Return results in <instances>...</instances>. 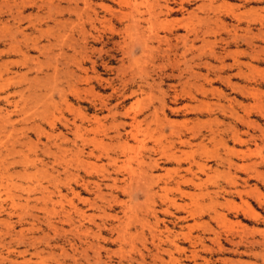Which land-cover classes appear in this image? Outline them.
I'll list each match as a JSON object with an SVG mask.
<instances>
[{"label": "bare ground", "instance_id": "6f19581e", "mask_svg": "<svg viewBox=\"0 0 264 264\" xmlns=\"http://www.w3.org/2000/svg\"><path fill=\"white\" fill-rule=\"evenodd\" d=\"M218 1L221 0H1L0 3L1 7L3 8L2 11L8 15L11 21L10 23H4L2 26L4 31L8 30L7 35L9 36L4 54L17 56L20 59V61L7 62L8 64L4 63L3 71L7 72L9 70V68L6 67V64L10 66H23L25 64V61L29 57L28 56L26 59V53H28L29 51H35L39 56L43 57V59H46V62L49 61L48 63H50L52 61L53 63L54 61V65L52 64L51 66V71L52 75H55L57 73L56 63L59 62H56V58L53 57L58 56V58H62L61 55H63V53L61 52L62 49H60V47L61 44H63V46L66 45V48H68L70 51V54L66 58V61L67 63H69V65L71 64L74 67V70L72 71L65 68L66 75L68 77L65 84L68 90L67 95L69 96L71 95L76 99H80V91L77 88L79 84L88 87V91L90 90L91 92H93L95 88L102 89L104 86H107L111 89L112 94L122 92L121 94L123 96V93L127 89L128 84L134 81L135 76L145 75L147 77L145 78V80H142V83L144 81L149 90H153L155 89V87L156 89L159 88L165 78L167 80H177L176 83L178 84V90L175 89V85H170L168 87L169 92L173 93L172 103L177 104V102L181 100L196 102V105L194 107L184 105V109L189 112L195 111L198 115L210 116L211 114H213L214 110L212 109V106L214 105L205 101H196L195 94L201 97L205 96L206 98V94L210 93L211 95H215V93H217L219 100L221 98H225V96L216 89L214 90L211 88V90H207L204 87L205 84L211 86L214 82L213 80H216L210 79V76L213 74L211 71L212 67H210L211 65H209L207 62L205 63L204 59L217 62L220 65L219 68L215 67L217 68V71H222L225 68H238V66L240 65L245 66L247 67V69H249V74H244L240 69H238V72L235 75L238 76V78L239 76L243 77L247 82H251L253 81V79H251L250 76L256 71V69L249 64L241 63L240 58L249 56L252 62H258L260 61V54H263L264 57V48L258 47L256 45V42L264 43V0H232L239 2L237 4H217ZM191 2H197L198 4L192 11L189 12L187 11L186 6L190 5ZM60 3H64L63 7H60ZM249 5H256V7L246 9L245 7ZM33 7L35 8L36 12L33 15L32 19L27 21V25L24 28H20L21 22L25 21L24 17H22V11L28 8L31 9ZM177 14L180 15V17L178 19L173 18ZM64 15H67V22L60 21V19ZM70 18L73 19L71 20ZM225 20H230L233 22V24L230 23L228 25L224 22ZM48 23H50L51 26L49 25L50 28L46 32L49 33L48 36H50L52 40L57 42L59 47L58 49L60 50V53L55 54V56L51 55L52 60L48 59L50 55L48 54L49 50L47 48H52V46L50 45L53 44H50L49 41H46L45 39L44 40L49 44L45 46H39L37 43L38 38L44 33V31H41V26L47 27ZM10 27L13 29L14 35L15 33L18 34L21 39L20 41L16 40L13 34L10 35V33H12L10 32ZM25 30L34 32L37 36L35 35L33 37H30L31 33L25 34ZM253 30H255L256 33ZM177 32H180V34H177ZM73 34L76 35L75 39H72ZM114 38H117L119 40L113 41ZM67 39L69 41L73 40V42L71 44H65L64 41ZM196 43H200V46L196 47ZM54 45H56V43ZM93 45H99V48H94ZM108 45H111V47H107ZM232 47L236 48V50L231 51ZM240 47H245V51H239L238 48ZM46 50H48V53H46ZM115 52H118L120 55V58L117 59V62L120 63V66L109 67L107 64L116 62L114 55L112 54ZM136 52L138 53L139 57L132 59L131 57ZM262 59L263 58L261 57V60ZM123 60H128L130 62L127 66H124ZM227 60H231L232 62L229 66L224 65V62ZM61 64L59 65L64 68V65ZM203 68L206 69V75H200L196 72V70H200ZM32 69L34 70L33 65ZM97 69H100L103 74L105 73V71L114 72L116 79H103L100 76L102 73H99ZM157 71L158 74L163 75V77L165 76L164 79L160 77L159 83H156L155 80H152V83H149L147 81L148 78H150L152 73H157ZM167 71L171 74L166 75ZM174 73H176V75H174ZM124 75L127 76V78L123 77ZM160 75H158V77ZM182 78L183 81H180L182 80ZM224 79L226 81V85L233 91H238L243 95V98L245 100L250 99L252 101V103L249 105L238 104V107L242 111L243 115L237 114V111L233 110L231 106V110L227 118L231 119L232 123L224 129L220 128V126L223 125H220V123H217L215 127L212 128L211 121L207 126L205 122L203 124H200L198 122H175L170 121L166 118L160 119L157 116V109L155 108L153 109L152 113H148V117H146V115L143 120L138 121L137 119L139 116H141V114L143 115L145 111L150 110V108L148 109L144 107V105L142 107V101L139 102L133 110H125L122 115H118L116 111L117 106H113L112 108L107 109V113L112 120V123L109 124L111 125L110 127H107L105 126V124L101 123L97 115H94L91 118H87L86 116L81 117V119L77 121L73 118V120L65 119L63 117L57 118V116H53L52 113L49 114L50 119L46 122L47 126L49 127V131H44L38 125H34L33 132L36 135L37 142L35 143V147L32 144V147L30 148L37 149L36 144H39V138L44 136L47 141L46 144L44 143L42 144V146L44 151H46L45 153H47L51 158V166L57 164L60 165V173L63 175L62 181L65 180V182H67V187H69V181H71L72 184L78 186L79 188L78 192H74L70 188L68 191L77 200V202L84 203V205L87 204L89 207L98 210V212L100 213V215H98V220L102 223V226L104 228L108 226L109 228L107 229H109V232H114L115 238L113 240L118 243V249L116 251L119 253H114L113 256L124 253L122 245H127L126 241L133 236L132 240H134L135 238L140 245V250H136V247L134 246L135 250L138 251V257L134 260L137 262V264H147V262L144 263L146 255L142 253V249L148 255L150 254L152 262L155 259L159 261L160 264H182V261L189 262L195 260L197 256L192 247L193 245H195V242L198 241L199 237L192 234V232L196 230L194 229L195 227H197L196 225H190L186 227L185 233H177L176 235H171L169 231V233H164L168 235H166L165 237L163 236L164 234L161 235L159 231H155V229L154 231H151L149 229L147 231V236L149 238L148 241L145 238L142 230L138 231L136 229L135 224L137 222L142 228L147 225L148 218H151L154 220V223L156 225L157 216L159 213L160 215L163 214L173 216V213L169 210H174L175 213L184 212L185 214H187V217L190 218H193L199 212L197 208L200 205H197L198 203L196 198H198V196L202 197L204 195L209 196V193H200V195L196 196L192 193H186L182 190L184 188L188 190H195L201 188L207 182L209 184L213 183V180H209V177H207V182H204L202 184L196 183V171H199L200 174H203L205 173L206 169H208L206 163H198L197 159H201L203 162L208 161V159H213L217 162H220V164H226L228 170L235 168L242 172H251V174H247L246 180H243L245 184L249 179H254L264 183V176L261 174L262 172H258L257 170L258 166H260L261 163L264 162L262 160L263 158L261 159V157L259 156L261 150L264 147L263 142L261 140V145H259V143H256V137H254L252 134L248 132L241 133L238 130L239 126H244L248 129L251 128L252 130L258 132L260 134V137L264 138V133L260 126H257L255 125L256 123L250 121V117L256 116V114L264 118V93L259 92L257 89L248 87H245V89L243 87L242 90L239 87L233 86L230 83L229 77ZM199 80H202L203 83L198 84ZM115 81H117L119 83V87L122 88L120 91L114 88ZM138 92L141 95L145 94V89L139 87ZM135 93L136 92L132 93V95H136ZM56 94L59 97L62 106L65 107L67 111L74 112L76 110L73 105L69 104L66 101L67 96L62 89H59ZM161 94L162 99L159 106L164 113L165 110H167V93L161 92ZM1 100L8 103L7 96L2 97ZM50 105L52 106V110L56 109L55 104L53 103V101H51V98L49 101V106ZM217 107L221 108V106H219L218 104ZM168 110L176 111L177 109L168 108ZM21 112L24 113V110H22ZM79 113L82 114L81 112ZM8 114L10 113L7 111L4 112V115L2 117L0 115L1 131L3 130V126H5L2 125L3 123L11 122L9 121ZM117 116H121L129 122L117 123ZM148 118H150V120H148ZM23 119L25 118L23 117L22 120ZM55 121L61 123L63 130L66 131L67 135L71 136V139H67L65 138V136H62L59 133L54 134L53 130L55 129ZM13 124L9 125L8 123V126H10L11 129L10 131L12 132L15 129L12 126ZM142 125L144 126L143 128ZM164 129L167 130L166 133H164ZM201 130H205L204 132L206 133V135H202ZM20 133L22 134V132ZM89 134H91L92 137H88ZM243 136H246L248 139L246 140L245 138H243ZM200 138H203V140H200L201 142L196 143ZM59 139H62V142L64 143L67 142L69 144L67 145L68 148H64L60 145V143H56V141ZM104 139L112 143V145H106L108 149H105V145L102 144V142H104ZM204 141H207V143H204ZM252 141L254 142V149H251L252 151H250L249 148L245 149L244 151H236L234 148L228 147L229 143H231L233 147H247ZM148 142L150 144L149 146H147ZM208 144L221 146L225 153L224 156L220 157L215 153L210 152L207 146ZM89 145L91 146V148H88ZM50 147L54 150L49 151ZM135 147L137 148L136 152L133 151ZM180 148H186L187 150H183ZM10 151H13L12 154L19 153V151L14 152L13 144L10 146ZM28 151L30 152L29 149ZM95 151L98 152L97 155L94 154ZM132 151L134 153L133 155L131 154ZM5 152L7 153L9 151L5 149ZM102 152L103 154L101 155ZM108 152H110V154ZM35 154L37 155V153ZM257 155L259 157H257ZM3 156L4 155H2V157ZM250 156L257 157L258 160L255 158L254 162H252L251 164L249 163V165L246 164L241 167H237L231 161L232 158L238 157L245 159L247 158L248 160L251 159ZM66 157H68L69 160L65 161ZM19 158L24 159L25 157L20 155ZM46 158L48 157L46 156ZM100 158L105 161V168H99L101 170L99 171L98 175L96 174V182L91 181L89 179L92 176V173L96 172L94 171L96 163H91L88 161V159L98 161ZM1 160L0 190L7 186L5 183L3 184V180H5L6 182V178L9 177L6 172L9 167L7 166L8 168L6 169V167L3 166V163L5 162H2L3 160ZM23 161H21L22 164ZM72 164L75 170L74 172L67 170V166H71ZM162 164H170L173 165L174 168L164 169L162 174L155 175L153 172L162 170ZM184 164L186 166L183 167L182 165ZM30 165L32 164L30 163ZM193 168L196 171H193ZM49 169L51 170V172L56 173V175H53L51 173L48 174V177H50V185L54 189L56 188V182L57 185L59 182V174H57L59 172L53 169V167H50ZM79 169H81L82 175L79 174L80 172H77V170ZM181 173H183V175H181ZM236 180L237 179L235 177H231L229 179V185L231 187L235 186ZM100 186H103L104 188L109 190V193L106 197V194L104 195V193H101ZM39 189H41L42 196L44 192L46 194V196L43 197L46 198L47 202L51 205L49 211H54L53 206L55 204H58L59 212L56 213L54 211V213L61 216L62 223L68 224L71 228H69L70 230L76 232L80 231L82 227L80 221L83 220H87V223L89 222L93 226L100 228V225L94 223L93 220V218L95 219L97 215H85L82 211H79L75 207V205H73V202L70 199L68 201H64L67 206V208L64 209L63 206H61V202L64 199L63 196H58L56 202H52L49 195H53V193L48 192L46 190V187H39ZM29 191H32V189H29ZM84 192L91 193L94 198L91 201H89L88 199L80 198L79 194ZM234 192L240 199L242 205L235 206L229 204V202H227L225 205H227L233 212H240L242 215L241 219L243 221H251L256 223L259 219V213L256 210L258 209V206H254L250 202V200L255 201L258 205H264V196L256 191V187L247 191L245 190L243 192ZM57 194L59 195L58 191ZM137 194H140L143 199L145 198V200L143 201H146V203L147 201H150V204H141L143 205L142 210H139V212L142 213L141 217L137 216L135 211H132L135 208V204H133L134 207H130L131 205H128V203H130L137 197ZM177 195L179 198L176 199L175 196ZM55 196L56 195H54L53 198H55ZM118 196H125L127 198V201H118ZM8 197L9 204L6 206H8V209L13 211L12 209L15 210V207L17 206L13 199L14 196H11L10 193V196ZM107 197H109V199ZM243 197L246 199H244ZM44 198L43 200H45ZM183 198H186L188 200V203L186 205H181L177 202L182 200ZM96 200L102 204V207L105 204L108 205L109 210H112L113 206H117L119 208V213L121 216L117 217L115 215H106L105 209H101L100 204V206L96 205ZM155 200H157L158 202L156 207L154 202ZM208 200L213 201L214 199L209 197ZM1 203L0 210L4 209L2 208V206L4 205H2ZM156 208H158V210ZM136 209L137 208H135V210ZM38 210L39 212L42 211L41 213L45 212L46 215L49 214V211H46L47 207L45 203H42V206L38 208ZM71 214L76 217V219H74L76 220L75 222H77L76 226H73ZM7 215L9 214L7 213ZM213 218H215V220L222 221L223 216L218 214L214 210ZM43 219H45V217ZM107 219H109L108 221H110L111 224H108V221L106 222ZM57 220L60 221L59 219ZM160 221H162V219ZM5 222L9 223L8 221ZM48 222L49 220L47 221V223H45L49 224L51 221L49 223ZM7 223L3 224L6 225ZM154 223L153 226H155ZM56 228L54 226L55 230ZM130 228L134 230V233L130 234ZM163 228L165 229V226ZM28 230L30 231L31 229L28 228ZM87 230H89V228H87ZM64 231L65 230H63V233H65ZM54 232L57 235L59 234L56 231ZM251 232V244L254 245L256 244L254 236L259 232L256 229H252ZM66 233H69V231ZM78 233L85 234V231ZM21 234L19 236H21ZM178 235H181L184 241H189V250H185L183 248L181 249L176 245V237ZM77 237L75 238L77 239ZM146 243H148L149 249L151 250H148V248H146ZM128 245L129 249H134L131 244ZM162 245L166 246L167 249H163ZM99 248L103 249L102 246ZM61 249L60 251L62 253ZM130 251L127 252L130 253ZM94 252V257H96L99 253L98 251L97 253L96 251ZM172 252H175L176 256L183 255L184 259L181 260L178 257H174L172 255ZM186 252L188 255H184ZM65 253L66 252H64V254ZM64 254L62 255L65 257ZM79 254H81L80 251ZM162 254L167 256L166 262H164L160 257ZM127 255L122 256L126 257ZM87 256L88 255H82L83 259L84 257H89ZM82 257L80 256V258ZM130 258L131 257L129 256V260ZM84 260L86 261L87 259ZM122 260L120 259V261ZM97 261L98 263L101 262L99 259Z\"/></svg>", "mask_w": 264, "mask_h": 264}, {"label": "rangeland", "instance_id": "374dc122", "mask_svg": "<svg viewBox=\"0 0 264 264\" xmlns=\"http://www.w3.org/2000/svg\"><path fill=\"white\" fill-rule=\"evenodd\" d=\"M0 2H1V0H0ZM221 3L237 4L239 2L232 1V0H221V1L217 2V4H221ZM197 4H198L197 2H195V3L191 2L190 5L186 6L187 11H189V12L192 11ZM63 5H64V3H60V7L61 6L63 7ZM254 7H256V5H249L245 8L248 9V8H254ZM2 10H3V8L1 7V3H0V115L2 117L4 115V112L8 111L10 113V114H8L9 121H11V122L3 123L2 125H5V126H3L2 131L0 130L1 131L0 132V151H1L0 152V160L2 159L3 161L2 160L1 161L5 162V163H3V166H5L6 169L9 167L8 170L6 171L7 174L9 175V177L6 178L7 179L6 182H5V180H3V184L5 183L7 185L5 187L6 189L1 188L2 190H0V203L5 200L4 202L1 203L2 205H4V206H2V208H4V209L0 210V264H25V263L26 264H74V263L75 264H104V263L105 264H118V263L119 264H137V262L134 260L137 259V257H138V251H136V250L140 248V245H139V242L136 241L135 238H134V240H132L133 236H132V238L127 240L128 242L126 241L127 245H122L124 253H122V254L120 253L118 255L113 256L114 253H116V254L119 253L116 251L118 249V243L113 240L115 238L114 232L110 233L109 229H107V228H109L108 226H106V228H104L102 226V223L98 220V215H100L98 210L93 209L92 207H89L87 204L84 205V203L77 202V200L68 191L70 188L74 192H78L79 188H78V186H75L74 184H72L71 181H69L70 184H69V187H67L68 186L67 182H65V180L62 181L63 175L60 173L61 172L60 165L57 164V165L51 166V164H50L51 158L48 156L47 153H45L46 151H44L43 146H42V144H44V143L46 144V141H47L44 138V136L39 138V144L38 143L36 144L37 149L36 148L35 149L30 148V147H32V144L35 147V143L37 142L36 135L33 132L34 125H38L44 131H49L48 130L49 127L47 126L46 122L50 119L49 114L52 113L53 116H55V117L57 116V118L63 117L65 119H69V120L76 119L77 121L80 120L81 117L86 116L87 118H91L92 116L97 115V117L100 119L101 123L105 124V126H107V127H110L111 125H109V124L112 123V120H111V117L109 116V114L107 113V109H110L113 106H117L116 111H117L118 115L119 114L122 115L125 110H129V111L133 110L137 106V104L142 101V104H141L142 107L144 105V107H146L148 109L150 108V110L145 111L143 115L141 114V116H139L137 119L138 121L143 120V118L146 115H147L146 117H148L149 116L148 113L149 114L152 113L153 109L155 108V109H157V116L160 119L166 118L170 121H175V122L190 121L192 123L198 122L200 124H203L205 122V124L207 126H208L209 122L211 121L212 122V125H211L212 128H214L217 123H220V125L223 124L222 126H220V128L224 129L227 126H229V124L232 123L231 119L227 118V116H229V112H230L231 108H233V110L237 111V114L243 115L242 111L238 107V104L249 105L252 103V101L250 99L245 100L243 98L242 94H240L238 91H233L230 87H228L226 85V81L224 78L229 77L230 83L235 87L241 88L242 90H243V87H244V89H245V87H248V88L257 89L259 92L264 93V57H263V54H260V61H258V62H252L249 56H245L243 58H240L241 63L249 64L256 69V71L254 73H252V75L250 76L251 79H253V81H251V82H247L246 80H244L243 77L239 76V78H238V76L235 75L238 72V69H240L244 74H249V72H248L249 69H247V67H245V66L240 65V66H238V68H231V69L225 68L222 71H217V68H215V67L219 68V66H220L217 62L204 59V62L205 63L207 62L209 65H211L210 67H212L211 71L213 74L210 76V79H212V80L216 79V80H213L214 82L212 83L211 86H208L205 84L204 87L207 90H211V88L214 90L216 89L217 91L221 92L225 96V98H221L219 100L217 93H215V95H211L210 93L206 94V98H205V96L201 97V96L195 94L196 95L195 96L196 101H199V100L205 101L207 103L214 105V106H212L213 107L212 109L214 110L213 114H211L210 116L198 115V114H196L195 111L189 112V111L184 109V105H187L189 107H194L196 105V102H188V101H184V100L182 101L181 100V101H178L177 104L172 103L173 93L169 92L168 87L170 85H175V89L178 90L179 89L178 84L176 83L177 80L173 81V80H167L165 78V80H163V82L159 86V88L156 89V87H155V89L149 90L148 86L144 83V81L142 83V80H145V78L147 77L145 75L135 76L134 81L132 83L128 84V87L125 90V92L123 93V96L121 94L122 92L117 93V94H112L111 89L108 88L107 86H104L105 87V88L103 87L104 89L103 88L102 89L95 88L93 90V92H91L90 90L88 91V89H87L88 87L79 84L77 86V88L80 91V99H76L75 97H73L71 95L70 96L67 95L68 90H67L66 84H65L66 80L68 79V77L66 75L65 68H67L68 70H71V71L74 70V67L71 64L69 65V63H67V61H66V58L70 54V51L68 48H66V45L63 46V44H61L60 49H62L61 52L63 53V55H61L62 58H60V57L59 58L62 60H60L58 58V56L57 57L55 56V54L60 53L59 52L60 50L58 49L59 47H58L57 42L52 40L50 38V36H48L49 33L46 32L47 30H49V28L51 26L50 23L47 24L48 25L47 27L41 26V31H44V33L42 34L43 36L41 35L38 38L37 43L39 46H45L49 43L53 44V45H50V46H52V48L50 46H48L51 49L47 48L49 51L46 50V53L49 52L48 54L50 56L48 59L52 60L51 55H54L55 57H53V58H56V62H59V63H56L57 73L55 75H52V71H51V66H52V64L54 65V61H53V63H52V61L50 63H48L49 61L46 62V59H43V57L39 56L37 54V52H35V51H29L28 53H26V55H27L26 59L28 56H29L28 59L29 58L30 59L29 60L27 59L23 66H21V65L20 66L19 65H17V66L7 65L8 64L7 62L20 61V59L17 56L4 54V51L6 49V43L8 41L9 36L7 35L8 30L4 31L2 26L4 23L5 24H6V22L10 23L11 21H10L8 15L5 12H3ZM35 12H36V10L34 7L31 9L28 8V9L22 11V17H24L25 21L23 20L24 22H21L20 28H24L27 25V21L32 19ZM4 13L6 14V16ZM179 17H180V15L177 14L173 18L178 19ZM7 19H8V21H7ZM61 19H60V21L67 22V20H66L67 15H64ZM70 19L72 20L73 18H70ZM224 22L228 25L230 23L233 24V22L230 20H225ZM253 31L256 33L255 30H253ZM10 32H12V33H10ZM10 32H9L10 35H12V34L14 35L12 28H11ZM24 32H25V34L31 33L30 37H33L36 35L34 32H30L29 30H25ZM177 34H180V32H177ZM14 37L16 40H19V41L21 40L20 37L18 36V34H16V33H15ZM75 38H76V35L73 34L72 39H75ZM44 39L46 41L48 40L49 43H47ZM210 39H212V38H210ZM118 40L119 39H117V38L113 39V41H118ZM65 41H64L65 44H71L73 42V40L72 41L70 40L71 41L70 42L68 39ZM54 42L56 43V45H54L55 44ZM256 45L258 47L264 48L263 47L264 43L256 42ZM195 46L199 47L200 43H196ZM55 47L57 50L55 49ZM93 47L99 48V45H93ZM107 47H111V45H108ZM235 50H236V48H233V47L231 48V51H235ZM238 50L239 51H245V47H240V48H238ZM112 54L114 55L116 62L109 63L107 65L109 67L120 66V63L117 62L118 61L117 59L120 58L119 53L115 52ZM63 56H65V57H63ZM137 57H139V55L136 52L131 58L135 59ZM261 57L263 58L262 60H261ZM129 62L130 61H128V60H123V63H124L123 65L127 66L129 64ZM4 63H7L6 67L9 68V70L7 72L3 71L4 70V68H3ZM61 63L64 65V68H62V66L59 65ZM97 63H99V62H97ZM231 63H232L231 60H227L224 62V65L229 66ZM35 64H36V66H35ZM32 65H33L34 70L32 69ZM97 71L99 73H102V71L100 69H97ZM196 72L199 73L200 75H206V69H204V68L200 69V70H196ZM167 74H171V73L167 71L166 75ZM158 75H160V74H158V71H157V73H152L150 78H148L147 81L149 83H152V80H155L156 83H159L160 77L162 79H164L165 76L163 77V75H160L158 77ZM174 75H176V73H174ZM100 76L103 79H109V78L116 79L114 72L105 71V73L104 74L102 73ZM123 77L127 78V76H125V75ZM216 77H218V78H216ZM220 78H221V80H220ZM180 81H183V78ZM202 83H203L202 80L198 81V84H202ZM53 86H54V88H53ZM139 87H142V89H145V94L141 95L138 92ZM57 88H58V90L62 89L65 92V94L67 96L66 101L69 104L73 105V107L76 109V110L74 109L75 110L74 112L73 111L72 112L67 111L66 108L62 106V103L60 102L59 97L56 94L58 91ZM114 88L118 89L119 91L122 89L119 87V83L117 81H115V83H114ZM134 92H136L135 93L136 95H132V93H134ZM161 92L167 93V95H166L167 110H165L164 113L162 112V110L159 106L160 101L162 99ZM92 93H94V94H92ZM4 96H7L8 103L1 100V98ZM50 98H51V101H53V103L55 104V107H56L55 110L56 111L54 109H53L54 111L52 110L51 105L49 106ZM149 98H151V99H149ZM217 104L219 106H221V108L220 107L218 108ZM168 108L177 109L178 111L177 110L176 111H172V110L170 111V110H168ZM103 109L104 110L106 109V110L104 111ZM22 110H24V113L21 112ZM79 112H81L82 114H80ZM23 117L25 119L22 120ZM40 117L43 119H41ZM40 119H41V121H40ZM116 119H117L116 120L117 123L129 122L128 120L122 118L121 116H117ZM148 120H150V118H148ZM214 120H216V121H214ZM201 121H202V123H201ZM250 121H252L253 123H256L255 125H257V126H260V128L262 129V131L264 133V118L262 116L260 117L256 114V116L250 117ZM8 123H9V125L14 123L12 125L13 128H15L13 130V132L10 131L11 129H10V126H8ZM54 124H55V129L53 130L54 134L59 133L62 136H65V138L71 139V136L67 135L66 131L63 130V127H62L60 122L55 121ZM31 126H32V130H31ZM143 127L144 126L142 125V128ZM5 129H6V131H5ZM238 130L241 133L248 132V133L252 134L254 137H256L255 138L256 143H259V145H261V140H262L263 146H264V138L260 137V134L258 132L252 130L251 128L248 129L244 126H239ZM163 131H164V133L167 132L166 129H164ZM201 131H202V135H206V133L204 132L205 130H201ZM20 132H22V134ZM122 133H123V131H122ZM21 135H25V136H21ZM88 137H92V135L89 134ZM97 138H101V137H97ZM243 138H245L246 140L248 139L246 136H243ZM98 140H101V139H98ZM200 140L202 141L203 138H200L196 143L201 142ZM103 141L104 142H102V144L105 145L104 146L105 149H108L106 145H109V144L112 145V143L106 139H104ZM56 143H60V145L63 146L64 148H68L67 145H69L67 142H66L67 144L62 142V139L57 140ZM204 143H207V141H204ZM12 144L14 146V152L19 151L18 154H16V153L12 154L13 151H10V146ZM253 144H254V142L252 141L247 147H243V146L233 147V145L231 143H229L228 147L234 148L236 151H239V150L244 151L247 148H249V150L252 151L254 149ZM149 145L150 144L148 142L147 146H149ZM48 146H50V145H48ZM207 146H208L210 152L215 153L216 155H218L220 157L224 156L225 153H224V150L221 146L209 145V144ZM88 148H91V146L89 145ZM92 148H93V146H92ZM5 149H7L9 152L6 153ZM28 149L30 150V152L28 151ZM180 149L187 150L186 148H180ZM53 150H54L53 148H51V147L49 148V151H53ZM133 151L136 152L137 148L135 147ZM133 151L131 153L132 155L134 154ZM35 153H37V155ZM108 153L110 154V152H108ZM94 154L97 155L98 152L95 151ZM102 154H103V152L101 153V155ZM2 155H4V156L2 157ZM20 155H22L25 158L20 159L19 158ZM8 156H10V157H8ZM46 156L48 158H46ZM259 156L261 157V159L263 158L262 160L264 161V147L261 150V153L259 154ZM259 156L257 155V157H259ZM257 157L250 156L251 159H248V160H247V158L245 159V158L238 157V158H232L231 161L237 167H241V166H244L246 164L249 165V163L251 164L252 162H254L255 158L258 160ZM13 160L14 161L16 160L17 162L16 161L14 162ZM66 160H69V158L66 157L65 161ZM21 161H23V164ZM88 161L91 163L92 162L96 163L95 168H94V171H96V172H93L92 176L89 179L91 181L96 182L97 181L95 179L97 177L96 174L98 175L99 171L102 168H105L104 167L105 161L102 158H100L98 161H94L93 159H88ZM40 162H41V164H40ZM197 162L201 163V164L206 163L208 169H206L205 173L200 174L199 171H196L193 168V171H196V173H197L196 183L202 184L204 182H207L208 181L207 177H209V180H213L212 181L213 183L209 184L207 182L201 188L195 189V190H188L185 188L182 189L184 192L192 193L196 196L200 195V193H202V194L209 193V196L204 195L202 197L198 196V198H196L197 203H198L197 205H200V206H198V208H197L199 210V212L193 217L194 219L187 217V214H185L184 212L175 213L174 210H169L170 212L173 213L174 217L172 215H163V214L160 215V213H159L157 216L156 225H155L153 219L148 218L147 225L142 227V228L136 222V224H135L136 229L138 231L142 230L145 238L149 241V238L147 236V231L149 229L151 231L152 230L154 231V229H155V231H159L161 233V235H163L164 233H167V232L169 233V231H170L171 235H173V234L176 235L177 233H185L186 227H188L190 225H196L197 227L194 228L196 230H194L192 232V234H194L195 236H198L199 239H198V241L195 242V245L196 244L197 245L196 246L193 245L192 249H194L197 257L195 258L194 261H189V262L182 261V264H264V205L263 204L258 205L255 201L250 200V202L254 206L255 205L258 206V209H256V210L259 213V219L257 220L256 223L251 222V221H243L241 219L242 215L240 212H233L232 210L229 209V207L227 205H225L227 202H229V204L235 205V206H241L242 205L240 199L236 196L234 191L243 192L245 190L247 191L249 189H253L256 187V191L259 192L262 196H264V183L261 181L254 180V179H249L248 182L245 184L243 182V180H246L247 174H251V172H242V171H239L235 168L228 170L226 164H220V162H217L213 159H208V161H206V162H203L201 159H197ZM30 163L32 165H30ZM101 163H102V166H101ZM33 164H34V166H33ZM23 166L24 167L26 166V167L24 168ZM49 166L53 167V169H55L56 171L59 172V173H57V174H59V178H58V180H59L58 185L59 186L57 185V182H56V188H54V189L50 185V177H48V174L51 173L53 175H56V173L51 172V170L49 169L50 168ZM61 166H63V165H61ZM182 166L184 167L186 165L184 164ZM161 167H162V170L156 171L153 173L155 175L156 174H162L164 169H173L174 168V166L170 165V164L169 165H167V164L163 165L162 164ZM99 168H101V169H99ZM67 170L74 172L75 170H74L73 164L71 166H67ZM257 170H258V172H262L261 174L264 176V162H262L261 165L258 166ZM77 172L78 173L80 172L79 174L82 175L81 169L77 170ZM181 175H183V173H181ZM230 176L235 177L237 179L236 185L233 187H231L229 185V179L231 178ZM210 178H212V179H210ZM60 185H62V186H60ZM39 187H46V190L48 192L53 193V195H51V194L49 195V197H51L50 199L52 200V202H56L58 196H63L64 199L61 202V206H63L64 209L67 208L66 203L64 201H68L70 199L73 202V205H75V207L79 211H82L85 215H92V216L97 215L95 217V219L93 218V220H94V223H97L100 225V228L93 226L89 222L87 223V220L86 221L83 220V221H80V224L82 225V227H81L80 231H78V232L85 231V234L80 233L81 234V236H80V234L78 232L70 230L71 228L69 227L68 224L62 223L61 216L59 214L54 213V211L56 213L59 212L58 204H55L53 206L54 211H49V209L51 208V205H50V203L47 202L46 198L43 197V196H46L45 192L43 193V196H42V192H41V189H39ZM29 189L30 190L32 189V191H29ZM25 190H28V191H25ZM57 191H58L59 195L57 194ZM100 191H101V193H104V195L106 194L105 197L109 193V190H107L103 186H100ZM8 193H9V195H8ZM10 193H11V196L12 195L14 196L13 199L15 201V204L17 205L15 207V210L12 209L13 211L8 209V206H6L9 204V197L8 196H10ZM54 195H56L55 198H53ZM42 197L45 200H43ZM79 197L84 198V199H88L89 201H91L94 198L91 195V193H88V192L80 193ZM209 197L213 198L214 200L213 201L208 200ZM107 198L109 199V197H107ZM175 198L176 199L179 198L178 195L175 196ZM117 199H118V201L121 200L122 202L127 201V198L125 196H118ZM244 199H246V198H244ZM143 200H145V198L143 199V197L140 194H137V197L135 199H133L130 203H128L129 206L131 205L130 207H132L133 204H135L134 206H135V208H137L136 209L137 211L135 210V208L132 211H135L137 216H140V217H141L142 213H140L139 210L141 211L142 207H143V205H141V204H148V203L150 204V201L149 202L147 201V203H146V201H143ZM154 202H155V207H156L158 202H157V200H155ZM177 202L181 205H186L188 203V200L186 198L185 199L183 198L182 200L177 201ZM42 203L46 204V207H47L46 211H49L48 213L50 215L49 214L46 215L45 212L41 213L42 211L39 212L38 208H40L42 206ZM95 203L97 206L100 204L101 206L100 205L99 206L101 207V209H103V210L105 209L106 215L107 214L110 216L115 215L117 217L121 216L119 213V208L117 206H116L117 208L115 206H113V209L109 210L108 205L105 204L106 206L103 205V207H102V204L99 203V201H97V200ZM215 203H216V205H215ZM90 208H92V209H90ZM138 208H141V209H138ZM156 209L158 210V208H156ZM214 210H215V212H217L218 214L223 216L222 221L215 220V218H213V211ZM137 212L139 213V215ZM7 213L9 215H7ZM17 215L19 218L17 217ZM44 217L47 221L48 220H49V222L51 221L50 223L48 222L51 227L49 226V224H46L47 221L45 219H43ZM50 217H52V218H50ZM71 218H72L73 226H76L77 222H75L76 220H74V219H76V217L73 216V214H71ZM17 219H18V221H17ZM57 219H59L60 221H58ZM109 219H107L106 222ZM161 219H162V221H160ZM178 219H180V220H178ZM5 221H8L9 223H7ZM3 223L4 224L7 223L6 225L8 228ZM153 223L155 226H153ZM108 224H111V222L108 221ZM161 224H162V226H161ZM54 226H55V228L57 226L56 230L54 229ZM164 226H165V229L163 228ZM148 227H150V228H148ZM151 227H152V229H151ZM28 228H30L31 230L29 231ZM87 228H89V230H87ZM25 229H26V231H25ZM59 229H61V230H59ZM98 229H100V230H98ZM252 229H256L259 232L257 235L254 236V240L256 241V244H254V245L251 244V240H252V236H251L252 232L251 231H252ZM63 230H65L64 231L65 233H63ZM67 230L69 231V233H66V232H68ZM54 231L58 232L59 234L58 235L55 234ZM75 232L77 233V235ZM129 232H130V234H132V233H134V230L130 228ZM21 233H23V234H21ZM60 233L61 234L63 233V234L61 235ZM73 233H74L75 237H77L79 235L78 237H80V238L77 237V239H76L73 236ZM88 233H89V235H88ZM93 233H94L95 237L93 236ZM20 234H21V236H19ZM82 235H85V236H82ZM166 235L167 234H164L163 236L165 237ZM87 236H89V237H87ZM131 241H132V243H131ZM199 241H200V243H199ZM188 242L189 241H187V240L184 241L183 238L181 237V235H178L176 237V245L181 249L183 248L185 250H189L190 247H188ZM67 243H68V245H67ZM89 243L91 244V246ZM128 244H131L133 247L135 246L136 250H135V247H134V249L133 248L129 249ZM93 245H96L97 247L93 246ZM101 246L103 247V249L99 248ZM145 246H146V248H148V250H151V249H149L148 243H146ZM59 248L60 249L62 248L61 249L62 253H61ZM162 248L167 249V247L164 245H162ZM89 249H91V250H89ZM63 250L67 254L66 253L64 254ZM79 251L81 252V254H79ZM92 251H93V253H92ZM94 251H96V253L98 251V253H99V254H97L98 257L97 256L94 257L95 256ZM127 251H130V253ZM126 252L128 255L126 254ZM136 252H137V254H136ZM82 253H86V254H82ZM142 253L146 255V257L144 259V263L147 262V264H160L159 261H157L155 259L152 262V258L150 257V254L148 255L146 252H144L143 249H142ZM62 254H64L65 257ZM91 254H92V256H91ZM79 255L81 257H82V255L83 256L88 255L89 257L88 256H87L88 258L84 257V259H87L85 261L83 259V257L80 258ZM99 255H100V257H99ZM122 255H127V256L125 257ZM133 255H135V256H133ZM147 255H148V257H147ZM172 255L174 257L180 258L181 260L184 259V256L181 254H180L181 256H176L175 252H172ZM184 255H188L187 252ZM71 256H72V258H71ZM129 256L131 257L130 260H129ZM118 257H119V261H118ZM160 257L162 258V260L164 262L167 261L166 255L162 254ZM98 259L101 262L98 263V261H97ZM108 259H109V261H108ZM120 259L121 260L123 259L124 261L123 260L120 261ZM125 260H127V261H125Z\"/></svg>", "mask_w": 264, "mask_h": 264}]
</instances>
